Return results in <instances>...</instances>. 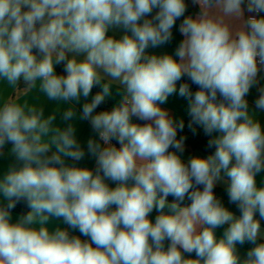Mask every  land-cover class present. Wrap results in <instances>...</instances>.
<instances>
[{
	"label": "clouds",
	"instance_id": "1",
	"mask_svg": "<svg viewBox=\"0 0 264 264\" xmlns=\"http://www.w3.org/2000/svg\"><path fill=\"white\" fill-rule=\"evenodd\" d=\"M192 2L197 15L185 0H0V151L11 144L13 157L0 176V264H264V0ZM178 20L174 55L149 54ZM183 77L198 87L179 95L188 127L210 137L206 157H183L184 121L160 106ZM114 84L120 100L96 111ZM78 121L91 126L85 143ZM86 155L94 169L80 166ZM19 202L29 210L13 220ZM53 218L67 227L50 230Z\"/></svg>",
	"mask_w": 264,
	"mask_h": 264
},
{
	"label": "crops",
	"instance_id": "2",
	"mask_svg": "<svg viewBox=\"0 0 264 264\" xmlns=\"http://www.w3.org/2000/svg\"><path fill=\"white\" fill-rule=\"evenodd\" d=\"M179 23H180V20L177 21L176 26L173 28V39L170 43L165 44V45L158 47V48H154V49L149 48V49H147V52L149 54H157V55H162V54L174 55L175 49L177 48L179 42L183 38L178 31ZM108 34L113 35V32L110 31ZM120 35H122V31L116 30L115 31L116 38H119ZM82 58H83L82 56L78 57V59H82ZM261 84H264V80H261ZM179 86H180L179 82L177 81L176 93L170 95L168 97L167 102L160 105L162 108L166 109L169 112V114L171 116H173L176 120L184 119L188 115V105H189L188 99L179 95ZM99 91H100V88H99ZM121 94H122V91H121L120 87L114 84L112 87V96L106 98V101H109L113 107L120 100ZM91 96H93L92 92L90 94L89 99H91ZM257 96H258L257 89L253 88L250 91L249 95L247 96L250 108H254V102H255V99L257 98ZM27 98L29 99L30 102H33V103H43L44 102L43 97H40L34 91L29 93ZM44 106H45V115H48L52 110L53 104H52V102L45 101ZM259 116H260V122L262 124V127H264V113H260ZM56 122L60 123L59 116H57ZM134 122H136L135 118H134ZM92 134L93 133L91 130V126L87 121H78L77 122V138L82 143H85L87 138L89 136H91ZM217 134L218 133H213V135H217ZM10 150H11V144H6L4 149L2 151H0V176H2L4 174V172L7 170V167L9 166V164L13 160V157L10 153ZM192 155H199V156H204V157L208 156L207 154H204L201 152L191 153V152L185 151L183 154V157L185 159H187L189 156H192ZM80 166H86V167L94 169L95 159L86 155L85 158L80 162ZM262 175H264V174H262ZM225 179H227V178H225ZM260 179H261L260 177L257 178L258 184L260 183ZM108 183H109L110 187H115L114 183H112L110 181ZM216 196L218 198H220L222 203L224 204V206L227 207L230 211H232L235 215L238 216L240 214L239 210L236 208V206L234 204L229 203L228 195H227V192L225 190L224 184L217 185ZM157 214L158 213L155 210L151 213V219L153 220V222H154L155 216ZM18 216H20V214L12 212L13 220L18 218ZM257 218H259L258 214H257ZM57 226L62 227V228L67 227V225H64L63 222L60 220H56L54 218L50 219V221L48 223L49 229L54 230ZM224 227H226V226H224ZM261 227H262V229H264V220H261ZM223 231H224L223 227L216 230V235L218 238L220 236H222ZM73 234L79 235V232L77 231V232H74ZM81 238L84 239V237H81ZM250 247H251V245L247 244V243L244 244L243 246L237 245V249H238V252H239V255L241 256V258H243L245 256L247 250ZM192 255L194 257V253Z\"/></svg>",
	"mask_w": 264,
	"mask_h": 264
},
{
	"label": "trees",
	"instance_id": "3",
	"mask_svg": "<svg viewBox=\"0 0 264 264\" xmlns=\"http://www.w3.org/2000/svg\"><path fill=\"white\" fill-rule=\"evenodd\" d=\"M187 4V11L185 15H197L199 12V8L197 5L193 4L192 0H185ZM57 73H63V65H58L56 67ZM179 85L182 83H188L190 86V89L193 93L198 90V87L194 84L191 83V81L187 77H183L181 80L178 81ZM23 87V85H20ZM99 91L98 87H94L92 89V94L93 96ZM112 108V104L109 101L103 102L97 109L96 111H103V110H110ZM184 129L183 131H178V138L180 136H184L185 139V151L187 152H201L207 155L212 154L214 152V148H208L207 147V142L210 139L209 136L205 135L203 132V129L200 128L197 125H193L192 128L188 127L189 121H190V116L187 115L184 119ZM137 123H142L140 121H136ZM195 129V131H193ZM113 144H115L117 147H119V144L117 141L113 140ZM214 192L216 194V188L214 189ZM173 197L169 196L168 201L172 202ZM184 205L190 204L191 201L188 200L187 198L183 202ZM29 209L27 208L26 204L24 202H19L17 203L16 207L12 209V212L18 213L20 215L25 214Z\"/></svg>",
	"mask_w": 264,
	"mask_h": 264
}]
</instances>
